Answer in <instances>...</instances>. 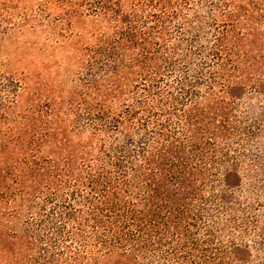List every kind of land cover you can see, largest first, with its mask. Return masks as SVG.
Returning <instances> with one entry per match:
<instances>
[{
  "label": "trees",
  "instance_id": "16d2710c",
  "mask_svg": "<svg viewBox=\"0 0 264 264\" xmlns=\"http://www.w3.org/2000/svg\"><path fill=\"white\" fill-rule=\"evenodd\" d=\"M34 12L60 31L87 21L80 90L33 87L20 115L0 264H264V0Z\"/></svg>",
  "mask_w": 264,
  "mask_h": 264
},
{
  "label": "rangeland",
  "instance_id": "374dc122",
  "mask_svg": "<svg viewBox=\"0 0 264 264\" xmlns=\"http://www.w3.org/2000/svg\"><path fill=\"white\" fill-rule=\"evenodd\" d=\"M39 2L0 0V90L6 89L0 92V168L5 160L17 163L20 115L26 105L34 102L33 87L47 96L54 93L57 100L68 91L80 90L73 62L86 41L87 21H74L71 31L45 26L49 23L34 12ZM53 12L46 9L43 17ZM19 79L28 80L30 91L17 90ZM27 94L33 98L26 104Z\"/></svg>",
  "mask_w": 264,
  "mask_h": 264
}]
</instances>
